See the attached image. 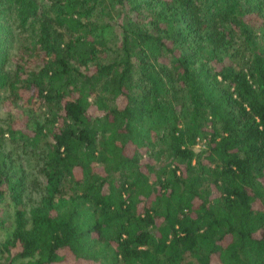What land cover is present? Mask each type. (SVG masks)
Wrapping results in <instances>:
<instances>
[{"label":"trees","instance_id":"trees-1","mask_svg":"<svg viewBox=\"0 0 264 264\" xmlns=\"http://www.w3.org/2000/svg\"><path fill=\"white\" fill-rule=\"evenodd\" d=\"M5 226L0 264H264V0H0Z\"/></svg>","mask_w":264,"mask_h":264},{"label":"rangeland","instance_id":"rangeland-1","mask_svg":"<svg viewBox=\"0 0 264 264\" xmlns=\"http://www.w3.org/2000/svg\"><path fill=\"white\" fill-rule=\"evenodd\" d=\"M33 107L36 109V112H37V113H40V110H39V109H42V107H41V108H38V107H39L38 104H34ZM201 144H202V143H198V144L196 145V147H197V148L202 147ZM8 224H10V223H8ZM10 232H11V227H10V226H5L4 228H0V243H1L2 241H4L7 237H9Z\"/></svg>","mask_w":264,"mask_h":264}]
</instances>
